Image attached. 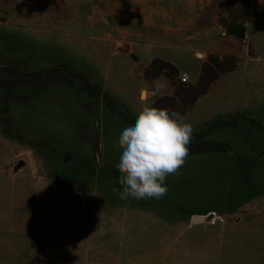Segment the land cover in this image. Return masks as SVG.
I'll return each mask as SVG.
<instances>
[{
    "label": "rangeland",
    "instance_id": "obj_1",
    "mask_svg": "<svg viewBox=\"0 0 264 264\" xmlns=\"http://www.w3.org/2000/svg\"><path fill=\"white\" fill-rule=\"evenodd\" d=\"M143 43L199 78L153 59L173 95L131 92L113 72L138 79ZM142 101L185 117L189 155L163 198L121 200ZM0 264H264V0H0Z\"/></svg>",
    "mask_w": 264,
    "mask_h": 264
},
{
    "label": "clouds",
    "instance_id": "obj_2",
    "mask_svg": "<svg viewBox=\"0 0 264 264\" xmlns=\"http://www.w3.org/2000/svg\"><path fill=\"white\" fill-rule=\"evenodd\" d=\"M164 83L156 82L153 94ZM193 128L178 111L151 106L142 101L134 119L119 132L116 168L122 188L116 191L121 200L161 199L167 192V177L180 169L189 155Z\"/></svg>",
    "mask_w": 264,
    "mask_h": 264
},
{
    "label": "crops",
    "instance_id": "obj_3",
    "mask_svg": "<svg viewBox=\"0 0 264 264\" xmlns=\"http://www.w3.org/2000/svg\"><path fill=\"white\" fill-rule=\"evenodd\" d=\"M137 52L139 53V57L135 59L133 66H140L141 75L138 79L134 81L131 67L123 70L118 69L113 72L116 79L123 80V84L127 89L131 88V92L141 88L146 91L147 97H171L173 95L174 87L168 78L159 76L150 82L142 75L144 68L153 59H160L172 63L181 73H186L189 80L196 81L199 78L202 61L196 57V54L191 55L186 48H167L157 43H143L137 48ZM156 82L164 83L165 87L161 92L153 94Z\"/></svg>",
    "mask_w": 264,
    "mask_h": 264
},
{
    "label": "water",
    "instance_id": "obj_4",
    "mask_svg": "<svg viewBox=\"0 0 264 264\" xmlns=\"http://www.w3.org/2000/svg\"><path fill=\"white\" fill-rule=\"evenodd\" d=\"M236 33L239 35V36H243L244 35V29H238L237 31H236ZM23 165V162H19L17 165H16V168L15 169H18V168H20L21 166ZM213 218H214V213L213 212H210V213H208L207 215H206V217H203V216H193L192 218H191V222L193 223V224H200V223H202V222H204V221H211V220H213Z\"/></svg>",
    "mask_w": 264,
    "mask_h": 264
},
{
    "label": "trees",
    "instance_id": "obj_5",
    "mask_svg": "<svg viewBox=\"0 0 264 264\" xmlns=\"http://www.w3.org/2000/svg\"><path fill=\"white\" fill-rule=\"evenodd\" d=\"M62 68L61 67H59L58 68V70H60V71H58L57 73H59L60 74V72L62 73V70H61ZM232 70V68H230V69H228V71H231ZM59 77H61V74L59 75ZM83 79V83L84 84H86V86H87V88H86V90L90 93V94H99V92H100V89L96 86V85H94V84H90L89 82H87V80L85 79V78H82ZM184 84V83H183ZM189 109V108H188ZM115 111V110H114ZM121 116H123V117H125L126 118V116H124V115H121ZM128 120V119H127ZM199 151V149L198 150H196V151H194V152H198Z\"/></svg>",
    "mask_w": 264,
    "mask_h": 264
},
{
    "label": "built area",
    "instance_id": "obj_6",
    "mask_svg": "<svg viewBox=\"0 0 264 264\" xmlns=\"http://www.w3.org/2000/svg\"><path fill=\"white\" fill-rule=\"evenodd\" d=\"M180 81L182 83L188 82L189 81L188 75L186 73H182L181 76H180Z\"/></svg>",
    "mask_w": 264,
    "mask_h": 264
},
{
    "label": "bare ground",
    "instance_id": "obj_7",
    "mask_svg": "<svg viewBox=\"0 0 264 264\" xmlns=\"http://www.w3.org/2000/svg\"><path fill=\"white\" fill-rule=\"evenodd\" d=\"M142 96H143V94H142Z\"/></svg>",
    "mask_w": 264,
    "mask_h": 264
}]
</instances>
